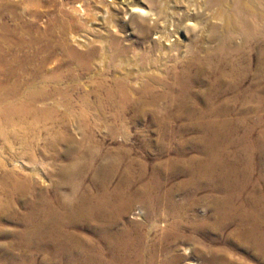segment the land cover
Masks as SVG:
<instances>
[{"label":"rangeland","instance_id":"obj_1","mask_svg":"<svg viewBox=\"0 0 264 264\" xmlns=\"http://www.w3.org/2000/svg\"><path fill=\"white\" fill-rule=\"evenodd\" d=\"M18 1H0V26L7 27L13 37L28 41L34 7L25 2L16 8L8 7ZM134 1L98 0L114 15L113 21L117 25L114 33L118 35L120 45L127 48L126 56L119 54L105 61L101 58L105 63L101 64V71L96 62L89 70L64 66L61 81L35 79L29 65L20 70L13 61L17 51L12 47L9 52L12 37L2 40L3 31L0 29L1 54L5 53L9 58L8 65L3 68L5 72L0 76L3 90L8 89V84L15 79L21 80V93L26 92L28 82H33L35 89L43 86L47 96L37 104L39 108L51 111L50 120L36 122L34 134L28 135V144L13 140V137L0 136V254H18L23 250L15 247L14 252L10 244L29 222L41 225L43 217L30 214L33 204L41 207L42 201L39 200L45 198L48 204L61 211L58 208L65 198L71 197L72 203H76L84 196H100L104 175L101 170L111 159L116 164L118 160L121 162L119 171L112 177L111 190L125 178L123 169L128 162L136 180L139 181L136 176L139 169L145 168L146 174L140 182L150 183L157 179L160 184L157 193L164 197L160 206L148 214L149 207L144 200L134 201L113 228L114 233H119L123 227L131 228L132 224L140 223L142 248H145V257L148 255L147 260L151 254L155 257V264H166L170 259L175 260L173 264H205V260H210L213 252L218 250V255L230 259L232 264H258L256 258L237 245V226L227 223L220 231L213 227L216 220L214 207L226 203L227 196L211 185H203L200 189L195 187L186 168L191 158L205 156L206 145L201 137L206 122L194 117L203 109L202 98H207L214 109L222 106L228 111L220 117L214 115L216 112L206 117V121H231L226 130L215 129L225 154L235 155L240 168L250 162L249 186L244 196H264V137L255 146L259 135L264 134V0H154L153 3L141 0L143 9L148 10L146 6H149L153 12L159 13L158 24L143 14H132L124 6ZM79 2L83 6L87 2L90 8L97 4V0H74L70 6L76 8ZM239 5L247 10V15L244 14L249 20L248 30L240 23ZM50 6L51 3H47L37 9L42 16L39 17L41 23L47 20V12L53 9ZM169 17L170 27L174 30L170 32L171 45L167 46L155 39V33L163 30V23L170 20ZM145 21L152 29L148 34L140 31ZM110 51L107 48L103 52L98 50V56L104 58L105 54H111ZM55 64L50 61L44 72H50ZM198 71L201 78L187 85L186 92L181 93V87L173 77L185 78ZM118 76L126 77L119 80L125 81L129 89L128 102L123 106L117 94L108 97V92L118 81L113 78ZM84 97L88 99V107L82 105ZM180 99L196 109L182 112L175 107ZM139 105H143L141 109ZM0 106L5 107L6 102H0ZM241 120L244 123L239 125ZM261 120L262 124L255 126L246 143L260 150L255 149L246 159L243 154L244 132ZM0 131H15L19 137L23 136L16 120L4 124L1 116ZM89 156L95 159L91 168L83 160ZM75 162L82 171L81 175H73L72 171L76 170L72 164ZM156 169L159 175L153 179ZM174 170L176 175L172 173ZM14 175L30 186L17 189L5 179ZM73 189H77L75 195ZM169 200L176 208L170 207ZM177 220L179 229L165 239L164 232L172 229ZM65 222L66 230L78 238L100 245L95 229H90L86 223L79 221L70 225ZM202 223L210 229L213 242L197 230ZM42 255L36 254L37 260Z\"/></svg>","mask_w":264,"mask_h":264},{"label":"bare ground","instance_id":"obj_2","mask_svg":"<svg viewBox=\"0 0 264 264\" xmlns=\"http://www.w3.org/2000/svg\"><path fill=\"white\" fill-rule=\"evenodd\" d=\"M73 1L19 0L16 4L10 3L8 5L10 8H16L25 2L31 7H34L31 13L32 21L30 23L31 28L28 41H25L21 37H13L7 27L0 26V29L3 31L2 40L5 37L8 39L12 37L9 52L12 50V47L17 51L13 61L20 70L25 69L29 65L32 68L30 73L35 79L60 80L64 76V72L62 71L64 66L73 65L75 68L89 70L92 64L96 62V66L101 71V64L104 63L106 58L107 60H112L119 54H121L120 56L125 55L127 48L120 45V39L114 33L117 27L113 21L114 15L112 16V13L110 14L107 8L101 6L98 0L93 8H90L87 2L85 6L79 2L80 4L75 8L70 6ZM211 1L214 2L215 0ZM148 2L153 3L154 0H148ZM47 3H51L52 6L50 8L53 7V9L51 8L52 10L47 12V20L41 23L39 18L41 13L37 9L42 5H47ZM121 3L125 4V2ZM142 4L144 3L141 0H135L134 2H127L124 6L129 8L132 14H143L146 17H150V20H155L154 24H158L157 19L159 13L153 12L149 6H146L148 10L143 9L141 7ZM237 11L242 18L240 22L242 27L248 30L249 20L247 21L244 14L247 10L242 5H239L237 6ZM170 26L171 18L163 23L164 28L160 33L158 31L155 33V39L159 43L167 46L171 45L170 32L174 29H171ZM150 30L152 29L147 21L142 22L140 31L143 34H148ZM82 48L85 50H82ZM105 48L111 50V54H105L104 58L102 56L99 57L98 50H102L103 52ZM101 58L104 59L103 62H101ZM8 61L9 58H7V55L5 53L1 54L0 47V76H3V72H5L3 68L8 65ZM50 61H55L56 64L50 72L45 73L44 69ZM200 74L198 71L196 75L185 78H180L175 75L173 79L181 87V93L184 94L187 90L186 86L200 79ZM186 78L191 79V81L185 82L184 79ZM113 79H117L118 81L116 80L115 88L108 92V97L112 94H117L123 106L128 102L129 89L125 81L119 79H126V77L118 76ZM21 84V80L19 79L11 80L8 84L10 85L8 89L3 90L2 82L0 81V102H6L5 107L2 108L0 106V116L4 124H12L16 120L17 126L23 131V136L19 137L15 131L11 133L0 131V136L4 138L7 136L13 137V140L28 144V135L34 134L36 122L39 120H50L51 115L49 116V114L51 111L48 108L41 109L37 104L41 98L47 96L43 86L41 88L36 87L38 89H35L34 83L28 82L25 86L26 92L21 93ZM201 102L203 109L197 112L199 113L198 115H195V117L192 115V117L202 119L203 121L205 120L206 126L208 127L203 130V136L201 137V141L206 145L205 156L199 159L196 157L191 158L186 172L195 187L200 189L203 185H211L216 190H221L227 196V201L224 203L226 207L224 204L214 207L216 220L213 227L215 231L222 230L227 223H233L237 226L235 228L237 245L256 258L258 264H264V196H244L249 186L248 180L250 178L249 173L251 167L248 164L250 162L247 163L245 168H240L239 163L235 161V155H226L223 146L219 142V135H217L215 129L225 128L226 130L231 121L230 123L213 120L206 121V117L209 118L214 112H216L214 115L218 117L223 116L228 112H226L227 108H221V106L216 110L213 108L211 100L207 98L205 100L202 98ZM88 103V99L84 97L82 105L88 107ZM141 106L139 107L140 109ZM175 107L179 108L182 112L196 109L185 104L184 100L181 99L176 101ZM29 119H32V121ZM242 122L244 123L241 120L238 124L241 125ZM260 122L262 124L263 120L256 122L250 128H246L244 132L245 146L243 148V154L247 157H245L246 159L250 158L251 152L255 149L260 150L253 145L246 144L255 126H260ZM263 137L264 134L259 135L255 141V143L257 142L255 146L260 144V140ZM83 160H86L91 168L95 159L89 156L83 158ZM108 160V166L101 170L104 175L100 185L102 189L100 196L97 198H95L96 196L94 198L84 196L85 198L79 199L76 203H72L71 197L65 198L66 200L60 202L58 208L61 211H58L48 204L49 202L45 198L39 200L42 201L41 207H35V204H33L30 214L32 216L34 214V217L35 215L42 216L41 225L35 226L33 221H31L19 234L16 233L18 235L12 240L10 246L13 250L15 247L21 250L23 248V250L18 254H6L7 252L0 254V264H155V257L153 255L149 254L148 260V255L145 257V248H142L143 236L140 231V223L137 224L136 222L132 224L131 228L123 227L118 231L119 233H114L113 228L125 210L130 208L132 202L144 200L149 207L148 214L157 205L161 204V200L164 197L158 196L160 184L157 182V179L150 183L140 182L146 174L145 168L139 169V173L136 175L139 181L136 180L134 177L135 174L130 170L131 164L128 162L126 166L124 165L125 168L123 169L125 178L111 190L110 183L113 179L112 177L120 169L121 162L118 160L119 163L116 164L115 161L111 162V159ZM72 167L73 170H76L75 172L72 171L73 175H81L82 171L77 168L78 165L76 162L72 164ZM156 171L157 173L153 179L159 175L158 169ZM63 172L66 173L67 171ZM172 173L176 175L177 171L174 170ZM5 179L11 181L14 186H17V189L30 186L27 181L23 182L15 175L13 177L8 176ZM108 181L109 183L107 185ZM70 182L73 183L72 181ZM74 186L77 188V185L74 184ZM77 189H73V195L76 194ZM169 197L167 196L166 198ZM236 201H239L238 204H236ZM168 204L171 208H176L175 203H172L170 200ZM224 209H226V212ZM0 213L2 212L0 211ZM65 221L69 222L70 225H75L80 221L86 223V226L90 227V229H95L96 239L100 245L95 246L88 243L66 230L67 226ZM206 223L199 224L197 230L205 238L209 239L210 242H213L212 236L209 235L211 231L207 228ZM178 229L179 221L177 220L172 225V229L164 232V238L167 239L170 235H175L173 232ZM175 238H178V236ZM39 253H42L43 257L37 260L36 254ZM218 254V250L214 251L211 259L205 260V264H232L230 259L221 258ZM200 256L203 257V253H200ZM171 257L177 258L176 256ZM174 262V259H170L166 264H173ZM233 264L237 263L233 262Z\"/></svg>","mask_w":264,"mask_h":264}]
</instances>
